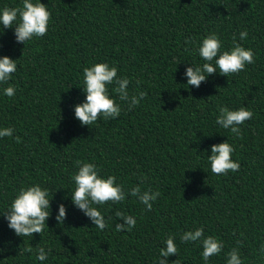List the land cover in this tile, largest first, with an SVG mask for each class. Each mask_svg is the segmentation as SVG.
<instances>
[{"label": "trees", "instance_id": "16d2710c", "mask_svg": "<svg viewBox=\"0 0 264 264\" xmlns=\"http://www.w3.org/2000/svg\"><path fill=\"white\" fill-rule=\"evenodd\" d=\"M40 2L51 14L45 36L18 43L14 27L0 24V57L17 64L8 82L16 95L5 96L8 85L0 84V128L14 129L0 138V264H157L169 235L178 252L167 264H204L202 245L180 240L196 228L223 242L208 264H226L232 248L243 264H264V0ZM19 6L22 0H0V9ZM211 33L221 52L235 35L254 63L187 86L185 70L206 62L198 48ZM96 63L129 79L130 96L146 95L129 110L108 85L120 115L81 125L74 108L85 101L83 69ZM219 106L253 112L239 138L215 123ZM226 140L240 170L215 175L207 156ZM76 161L94 164L102 178L115 176L125 190L122 202L94 205L108 221L102 231L72 203ZM36 184L49 192L50 216L41 234L19 237L3 214L21 187ZM138 184L161 193L150 211L127 195ZM60 204L63 224L55 219ZM117 211L135 217L131 231H116ZM29 246L33 252L23 251ZM40 247L49 252L45 261L36 258Z\"/></svg>", "mask_w": 264, "mask_h": 264}, {"label": "clouds", "instance_id": "9594fccd", "mask_svg": "<svg viewBox=\"0 0 264 264\" xmlns=\"http://www.w3.org/2000/svg\"><path fill=\"white\" fill-rule=\"evenodd\" d=\"M51 14L47 5L33 0H22V6L4 7L0 9V24L3 29L13 28L15 39L18 43L43 37L47 34ZM3 29H0L2 33ZM247 30L239 33V39L245 40ZM191 43V40L185 41ZM222 43L217 34L211 33L203 38L199 48V56L206 61L202 66H190L185 70L187 86L199 88L207 76L219 72L228 77L245 70L246 65L254 63V52L246 49L237 42L235 35L232 38V47L221 52ZM215 60V64L212 61ZM17 70L16 60L8 56L0 57V84L8 85L3 88V94L9 98L16 95V88L8 82L12 74ZM129 79L118 78L117 68L108 63H96L83 69V92L85 101L74 108L75 117L81 125H92L102 116L105 120L117 118L121 113V106L109 96L108 85L114 84L113 92L118 94L119 100L127 103L129 110L139 105L145 97L144 92L137 95H129ZM218 116L215 123L221 128L229 130L231 134L239 138L240 125L252 119L253 112L246 107L230 110L226 106L218 107ZM12 127L0 128V138L13 136ZM17 143L21 142L19 136L15 137ZM234 147L227 142L211 146V155L207 156L210 162L211 172L215 175H226L229 172H238L240 164L232 160ZM78 171L72 177L75 190L71 195L72 203L87 216L92 224L101 231L108 227V221L94 205H103L108 202L113 204L122 202L126 198L124 188L116 183V177L109 175L102 178L98 174L96 166L92 163L76 161ZM143 178H141V183ZM49 192L38 184L29 187H21L12 200L10 208L3 214L8 222V227L19 237L30 236L34 233L41 234L46 227V220L50 216ZM127 195L136 197L146 206V210L152 209V201H155L161 193L151 189L142 191L140 185L133 186ZM115 216L122 223H116V231H131L136 225L134 216L117 211ZM66 217V208L63 204L58 206V215L55 217L58 224H63ZM181 242H199L202 245V259L208 264L209 258L219 255L223 249V242L214 236H204L202 228L186 231L180 235ZM241 242L238 240L237 244ZM23 251L31 253L32 247H26ZM264 254V245L261 246ZM178 248L174 242V235H169L164 241V247L159 251L157 264H167V257L177 255ZM36 258L39 261L48 259L49 252L43 247L36 250ZM226 264H243L239 248H232L227 254ZM175 262V261H174ZM173 262V264H174Z\"/></svg>", "mask_w": 264, "mask_h": 264}]
</instances>
